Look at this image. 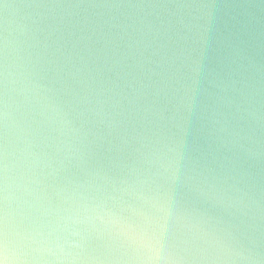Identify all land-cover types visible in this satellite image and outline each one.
I'll return each instance as SVG.
<instances>
[{
  "label": "water",
  "instance_id": "1",
  "mask_svg": "<svg viewBox=\"0 0 264 264\" xmlns=\"http://www.w3.org/2000/svg\"><path fill=\"white\" fill-rule=\"evenodd\" d=\"M0 215L10 264H264V0H0Z\"/></svg>",
  "mask_w": 264,
  "mask_h": 264
},
{
  "label": "snow or ice",
  "instance_id": "2",
  "mask_svg": "<svg viewBox=\"0 0 264 264\" xmlns=\"http://www.w3.org/2000/svg\"><path fill=\"white\" fill-rule=\"evenodd\" d=\"M0 264H10L9 240L2 215H0Z\"/></svg>",
  "mask_w": 264,
  "mask_h": 264
},
{
  "label": "clouds",
  "instance_id": "3",
  "mask_svg": "<svg viewBox=\"0 0 264 264\" xmlns=\"http://www.w3.org/2000/svg\"><path fill=\"white\" fill-rule=\"evenodd\" d=\"M152 247H153V249H154V245H153ZM151 258H152V257H151V256H149V260H151Z\"/></svg>",
  "mask_w": 264,
  "mask_h": 264
}]
</instances>
